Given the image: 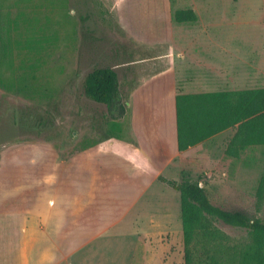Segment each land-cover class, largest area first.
<instances>
[{
	"label": "rangeland",
	"instance_id": "1",
	"mask_svg": "<svg viewBox=\"0 0 264 264\" xmlns=\"http://www.w3.org/2000/svg\"><path fill=\"white\" fill-rule=\"evenodd\" d=\"M180 9L194 10L198 20L176 23L173 14ZM179 46L201 49L199 57L211 66L190 74L192 81L198 75L205 79L191 91L264 87V0H0L2 209L10 212L14 201L55 190L76 201V156L83 150L102 154L97 164L114 160L115 166H135L117 153L124 144L111 138L120 135L129 150L136 147L129 115L114 119L106 105L88 99L85 78L95 68H112L122 100L129 103L144 82L171 69ZM218 72L228 80L221 88L215 84ZM173 76L159 81L164 86L153 83L158 99L165 100L164 81ZM148 104L147 112L155 114L156 104ZM235 131L190 147L164 170L138 158L147 181L127 199L115 194V200L99 205L76 203L64 229L80 236L68 240L71 254L56 264H184L180 194L159 176L200 179L215 205L264 222V200L257 197L264 146L249 147L239 158L228 156ZM131 176L137 177H123ZM9 221L0 215L4 236ZM212 223L228 236L225 247L232 252L251 240L244 229ZM11 243L0 238V264H17L18 245Z\"/></svg>",
	"mask_w": 264,
	"mask_h": 264
},
{
	"label": "crops",
	"instance_id": "2",
	"mask_svg": "<svg viewBox=\"0 0 264 264\" xmlns=\"http://www.w3.org/2000/svg\"><path fill=\"white\" fill-rule=\"evenodd\" d=\"M181 46L178 47L180 52L177 58L173 60L171 69L144 82L131 94V101L127 103L129 104L128 107L126 105V114L122 119L124 120L129 115L131 138L135 141L136 147L133 146V149L129 150L124 139V141L120 140L122 142L119 141L120 144H124V150L117 148L116 151L130 163L134 161L135 166L132 164L130 166H115L114 160L111 163L105 160L104 165L97 164V158L103 160L102 154L98 157L94 152L83 150L76 156V201L68 198V194L63 190H55L40 194L35 198L22 199L19 202L14 201L13 209L7 212L2 209L5 200H0V215L3 220H10L8 224L11 228L10 232L6 230V236L4 233H0V238L2 240L12 239L11 246L13 248L15 247L14 243L18 245L15 247L18 248L20 256L17 258V264H56L61 257L65 259L71 254L67 249L68 240L80 236L73 231L68 232L64 229L65 224L70 225L69 222L75 213L74 210L76 212L78 210L76 203L83 206V202L84 205H89L92 201L95 205H99L102 201L115 200V194L117 197L121 195L119 197L127 199L131 192L137 194L141 186L145 185L147 181L146 177H141V174L145 175V168L141 167L138 158L149 159L164 170V167L181 153L178 149L177 138L176 96L178 94L225 91L221 89L212 91L190 90L192 87H203L205 84L202 75H198L200 78L197 77L192 81L190 74L197 70L204 72L206 68L210 69L211 66L200 58L201 56L199 57L201 49L190 52L189 49H182ZM172 73H174L172 80L164 81L168 86V94L165 96V100L163 98L158 99L160 95L153 83L158 82L157 86H164L159 81L165 75ZM218 73L221 77L216 78L215 84L221 88L227 85L228 80L226 76H222L221 72ZM135 98L137 100H134ZM148 102H153L157 106L153 115L147 112L150 110ZM166 152L171 154L166 157ZM89 159H91L90 163ZM128 174H134L137 177L132 178L131 176L125 179L123 176ZM115 175H121V177L116 178ZM110 193H112L111 197ZM109 204L107 203V205ZM4 216L8 218L4 219ZM22 238L24 242H21Z\"/></svg>",
	"mask_w": 264,
	"mask_h": 264
},
{
	"label": "trees",
	"instance_id": "3",
	"mask_svg": "<svg viewBox=\"0 0 264 264\" xmlns=\"http://www.w3.org/2000/svg\"><path fill=\"white\" fill-rule=\"evenodd\" d=\"M176 23L198 20L192 9L176 10ZM84 95L106 105L114 119L126 114L119 77L110 67L93 69L85 78ZM117 112V114H115ZM177 138L180 152L188 150L228 129L236 131L228 143L226 154L239 158L249 147L264 146V87L176 96ZM120 135L111 138L121 140ZM158 180L179 192L184 245V264H264V222L241 212L228 211L212 202L205 182L183 179ZM264 200V176L257 189ZM244 229L251 240L238 252L225 247L228 236L213 226V221Z\"/></svg>",
	"mask_w": 264,
	"mask_h": 264
}]
</instances>
